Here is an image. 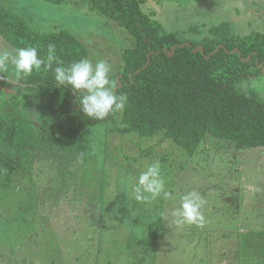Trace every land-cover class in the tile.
I'll list each match as a JSON object with an SVG mask.
<instances>
[{
	"label": "rangeland",
	"instance_id": "obj_1",
	"mask_svg": "<svg viewBox=\"0 0 264 264\" xmlns=\"http://www.w3.org/2000/svg\"><path fill=\"white\" fill-rule=\"evenodd\" d=\"M253 1L260 0H165L158 13L157 3L148 0L142 10L157 12L155 20L168 32L186 38L193 26L222 23L241 35L264 33V23L251 15L264 0L251 8ZM1 5L34 32L73 33L87 58L105 60L115 84L122 82V54L131 37L87 0H0ZM0 42V52L15 54L1 37ZM21 82L10 76L7 62L0 67V109L9 103L7 109L14 110V84ZM237 90L254 91L264 101L263 67L241 79ZM121 113L88 128L90 148L84 153L42 147L37 120L21 115L18 150H0L17 167L12 184L0 187V264H264V147L236 150L233 141L206 135L189 158L162 133L120 132ZM157 160L170 195L136 202L126 186ZM191 191L204 199V220L177 224L172 212Z\"/></svg>",
	"mask_w": 264,
	"mask_h": 264
},
{
	"label": "trees",
	"instance_id": "obj_2",
	"mask_svg": "<svg viewBox=\"0 0 264 264\" xmlns=\"http://www.w3.org/2000/svg\"><path fill=\"white\" fill-rule=\"evenodd\" d=\"M144 1L87 0L93 11L131 37V47L122 54V82L116 83L115 89L118 95L127 96L120 132L142 137L162 133L189 158L206 135L233 141L236 150L263 148L264 101L254 91H238L237 83L262 71L264 33L241 35L229 23H222L209 29L193 26L189 36L182 37L166 31L152 13H145ZM0 37L15 50L35 47L42 57L52 43L57 60L65 65L89 55L73 33L64 29L34 32L26 19L2 5ZM184 43L190 45L180 47ZM198 47L204 52L196 51ZM14 85L19 89L14 93L18 95L14 110L7 109L9 103L0 109L2 154L6 147L18 150L22 114L26 120H37L42 147L55 153H84L90 148L88 128L114 118L109 115L97 121L84 116L77 103L78 93L68 86H56L51 70L36 72ZM16 168L0 154V187L12 184ZM153 234L151 247L156 253L158 236Z\"/></svg>",
	"mask_w": 264,
	"mask_h": 264
},
{
	"label": "clouds",
	"instance_id": "obj_3",
	"mask_svg": "<svg viewBox=\"0 0 264 264\" xmlns=\"http://www.w3.org/2000/svg\"><path fill=\"white\" fill-rule=\"evenodd\" d=\"M6 62L10 76L17 81L41 70H51L56 86H68L78 93L80 111L91 120L103 121L109 115L121 113L126 107L127 96L116 93V84L111 78L112 67L103 59L93 63L91 59L81 58L65 65L57 60L55 45L50 43L46 57H42L35 47H19L11 57L7 52H0V67ZM53 64L56 65L54 68ZM126 187L130 188L131 197L141 203L170 195L158 160L145 165L135 183ZM203 205L200 193L188 192L181 197L180 206L173 210L172 216L177 224L202 223Z\"/></svg>",
	"mask_w": 264,
	"mask_h": 264
},
{
	"label": "crops",
	"instance_id": "obj_4",
	"mask_svg": "<svg viewBox=\"0 0 264 264\" xmlns=\"http://www.w3.org/2000/svg\"><path fill=\"white\" fill-rule=\"evenodd\" d=\"M148 0H146V1H144V2H147ZM153 1H155L156 3H157V5L155 4L154 5V7H155V10L159 13L162 9H163V7H164V5H165V3H163L164 2V0H153ZM262 0H260L259 2H261ZM259 2H256V1H253L252 3H251V8H253L257 3H259ZM157 12H151L152 14H153V18L154 19H156V17H157ZM251 15H253L256 19L258 18L259 20H261V22H263L264 23V3H261V6L260 7H258V9H251ZM160 24H161V22L160 21H158ZM163 26V25H162ZM164 27V26H163ZM233 28V27H232ZM165 29V28H164ZM166 30V29H165ZM233 30H234V28H233ZM167 31V30H166ZM234 32H235V30H234ZM253 33H255V32H253ZM261 33H263V32H261ZM262 67H263V65H262ZM261 67V68H262ZM263 69H264V67H263Z\"/></svg>",
	"mask_w": 264,
	"mask_h": 264
},
{
	"label": "water",
	"instance_id": "obj_5",
	"mask_svg": "<svg viewBox=\"0 0 264 264\" xmlns=\"http://www.w3.org/2000/svg\"><path fill=\"white\" fill-rule=\"evenodd\" d=\"M187 45H190V43H184V44H181L180 45V47H184V46H187ZM221 48V46L219 47V49ZM174 50V49H173ZM202 51V53L204 52V49H203V47H198L197 49H196V51ZM174 54V51H172L171 52V55H173Z\"/></svg>",
	"mask_w": 264,
	"mask_h": 264
}]
</instances>
